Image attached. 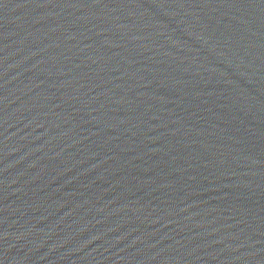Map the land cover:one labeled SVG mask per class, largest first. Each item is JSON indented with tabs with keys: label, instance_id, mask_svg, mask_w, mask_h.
Masks as SVG:
<instances>
[{
	"label": "water",
	"instance_id": "water-1",
	"mask_svg": "<svg viewBox=\"0 0 264 264\" xmlns=\"http://www.w3.org/2000/svg\"><path fill=\"white\" fill-rule=\"evenodd\" d=\"M0 264H264V0H0Z\"/></svg>",
	"mask_w": 264,
	"mask_h": 264
}]
</instances>
